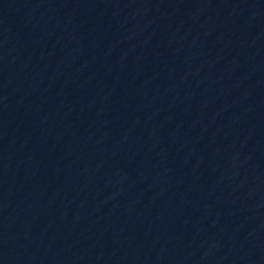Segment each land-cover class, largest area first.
I'll list each match as a JSON object with an SVG mask.
<instances>
[{
	"label": "water",
	"instance_id": "95a60500",
	"mask_svg": "<svg viewBox=\"0 0 264 264\" xmlns=\"http://www.w3.org/2000/svg\"><path fill=\"white\" fill-rule=\"evenodd\" d=\"M0 264H153L0 136Z\"/></svg>",
	"mask_w": 264,
	"mask_h": 264
}]
</instances>
